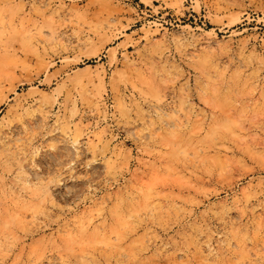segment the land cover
Masks as SVG:
<instances>
[{
	"label": "rangeland",
	"instance_id": "374dc122",
	"mask_svg": "<svg viewBox=\"0 0 264 264\" xmlns=\"http://www.w3.org/2000/svg\"><path fill=\"white\" fill-rule=\"evenodd\" d=\"M0 264H264V0H0Z\"/></svg>",
	"mask_w": 264,
	"mask_h": 264
}]
</instances>
